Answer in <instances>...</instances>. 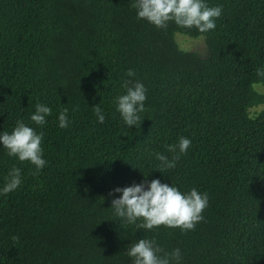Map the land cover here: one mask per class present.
Returning a JSON list of instances; mask_svg holds the SVG:
<instances>
[{
  "label": "trees",
  "instance_id": "obj_1",
  "mask_svg": "<svg viewBox=\"0 0 264 264\" xmlns=\"http://www.w3.org/2000/svg\"><path fill=\"white\" fill-rule=\"evenodd\" d=\"M134 2L0 0V133L22 119L43 132L47 161L34 176L0 145V189L14 166L22 178L0 194V264H133L127 251L140 239L179 248L181 264H264V94L254 88L264 89V0H205L223 8L207 33L157 29ZM175 34L203 37L205 53L179 50ZM125 79L147 89L140 126L116 110ZM37 103L52 109L42 127L30 119ZM180 137L191 147L161 173L149 152L171 159ZM145 177L207 193L204 221L181 233L115 216L121 194L108 193Z\"/></svg>",
  "mask_w": 264,
  "mask_h": 264
},
{
  "label": "clouds",
  "instance_id": "obj_2",
  "mask_svg": "<svg viewBox=\"0 0 264 264\" xmlns=\"http://www.w3.org/2000/svg\"><path fill=\"white\" fill-rule=\"evenodd\" d=\"M137 11V19L146 20L160 30H167L169 23L174 22L178 27L196 29L200 33L215 30L216 20L222 16V6H209L205 0H135L131 5ZM127 77H135L133 69L127 70ZM256 75L264 78V68L256 70ZM121 87L126 94L116 98V110L124 123L129 126H140V113L145 110L147 89L139 81L125 79ZM93 111L100 123L105 122V116L99 105L93 106ZM68 109L64 108L59 114V127H69ZM52 109L44 104L37 103L35 112L30 116L37 126L47 124V117L51 116ZM43 132H37L33 127L17 120L11 133H0V145L7 150L9 157H15L20 162L32 164L36 176L47 166L43 159ZM192 141L180 137L178 144L168 145L167 151L172 153L171 159L163 153H151L160 161L157 170L161 173L174 169L181 155H186ZM145 151H149L146 149ZM6 183L0 189V194H8L16 190L22 183L21 169L13 167L5 177ZM121 195L113 198L111 208L115 216L127 224L136 225L139 229L154 231L163 226L170 229H179L181 233L194 231L196 226L204 221V211L209 204L207 193H201L195 188L189 192H181L176 186L162 183L159 179H146L141 183H133L127 187H116L109 192V196ZM140 221V223H137ZM18 241V237H12ZM127 255L132 258L133 264H181L182 255L179 248L166 252L154 239H140L130 245Z\"/></svg>",
  "mask_w": 264,
  "mask_h": 264
},
{
  "label": "rangeland",
  "instance_id": "obj_3",
  "mask_svg": "<svg viewBox=\"0 0 264 264\" xmlns=\"http://www.w3.org/2000/svg\"><path fill=\"white\" fill-rule=\"evenodd\" d=\"M174 41L179 50L183 52H192L203 55L205 53V43L203 37L191 38L181 34L174 35ZM254 88L264 94V89L259 86H254ZM259 110V108L253 109L252 111Z\"/></svg>",
  "mask_w": 264,
  "mask_h": 264
}]
</instances>
